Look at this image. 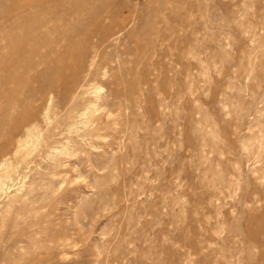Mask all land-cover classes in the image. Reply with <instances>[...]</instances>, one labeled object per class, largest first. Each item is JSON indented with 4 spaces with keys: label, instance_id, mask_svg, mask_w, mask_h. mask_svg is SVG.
I'll list each match as a JSON object with an SVG mask.
<instances>
[{
    "label": "rangeland",
    "instance_id": "374dc122",
    "mask_svg": "<svg viewBox=\"0 0 264 264\" xmlns=\"http://www.w3.org/2000/svg\"><path fill=\"white\" fill-rule=\"evenodd\" d=\"M1 1L17 135L0 138V264H264V0H98L49 35L37 13L63 0ZM39 37L74 47L65 75L15 65Z\"/></svg>",
    "mask_w": 264,
    "mask_h": 264
},
{
    "label": "bare ground",
    "instance_id": "6f19581e",
    "mask_svg": "<svg viewBox=\"0 0 264 264\" xmlns=\"http://www.w3.org/2000/svg\"><path fill=\"white\" fill-rule=\"evenodd\" d=\"M46 1V0H45ZM54 1V0H53ZM58 1H60V0H58ZM65 0H63L62 2H56V4H55V7L53 8V6L51 7L52 8V10H49L50 8H43L42 9V12L41 13H39V11H38V13L37 14H41L40 15V17H38V16H36V21H37V25H40V27L42 26L43 28H44V32L43 33H45V34H48L49 32H51V30L52 29H50V28H48L47 26L51 23H49L48 21H46V18H48L49 16H51L52 15V19H53V16H54V18L56 19V20H60V21H65L66 23H62V24H65L64 25V27H66V28H63V30L65 31V29H69V28H71L72 27V23H73V21L72 20H74V19H76V18H81V16L82 15H84V14H93L94 12V9H93V7H92V4H94L96 1H98V0H66V3L64 2ZM186 1V0H185ZM2 1L0 0V3H1ZM5 2V1H4ZM4 2L2 3V4H4ZM9 2H10V0H9ZM102 2V1H101ZM98 3V2H97ZM7 4V3H6ZM45 4V3H44ZM49 5H51V3H48ZM1 5V4H0ZM38 5V4H37ZM40 5V4H39ZM95 5V4H94ZM3 6V5H2ZM6 6V5H5ZM28 6H30V5H28ZM101 6V5H100ZM19 7H21V6H19ZM18 7V8H19ZM23 7V6H22ZM22 7H21V9H22ZM35 7V6H34ZM17 8V9H18ZM6 9V8H5ZM16 9V10H17ZM40 9V8H39ZM31 9H29V11H30ZM95 10H96V8H95ZM24 11V10H23ZM102 11V10H101ZM4 12V11H3ZM16 12V11H15ZM31 12H33V10L31 11ZM30 12V13H31ZM100 12V11H99ZM1 13V12H0ZM17 13V12H16ZM23 14L22 15H24V12H22ZM29 13V14H30ZM34 13V12H33ZM4 14V13H3ZM3 14H1L2 16H3ZM97 14V13H96ZM101 14V13H100ZM31 15V14H30ZM34 15H36V13H34ZM18 16H20V14L18 15ZM18 16H17V18H18ZM29 15H27V17H28ZM91 16V15H90ZM94 16V15H93ZM92 16V17H93ZM97 16V15H96ZM95 16V17H96ZM22 17V16H21ZM26 17V16H25ZM38 17V18H37ZM9 18V17H8ZM8 18H6V19H8ZM22 18H24V17H22ZM85 18V17H84ZM5 19V20H6ZM90 19V18H89ZM9 20V19H8ZM16 20V19H15ZM20 21H21V19H19ZM24 20V19H23ZM26 20V19H25ZM50 20V19H49ZM56 20H55V22H56ZM77 20V19H76ZM84 21H85V19H83ZM88 20V19H87ZM11 21V20H10ZM13 21V20H12ZM20 21H16V23L14 22L12 25L14 26V24H15V26H17L18 28H19V26H24V21H23V25H21V23H20ZM29 21H31L30 19L27 21V22H29ZM81 20H78L77 22H80ZM84 21H82V22H84ZM94 21H96V20H94ZM93 21V22H94ZM8 22V21H7ZM27 22H26V26H28L27 25ZM32 22V21H31ZM46 22H48V23H46ZM59 22V21H58ZM57 22V23H58ZM89 22V21H88ZM92 22V21H91ZM3 23H4V21H3ZM75 24H76V22H74ZM94 23H96V22H94ZM33 24H34V22H33ZM46 24H48L47 26H46ZM52 24V23H51ZM56 24V23H55ZM60 24H61V22H60ZM59 24V25H60ZM74 24V25H75ZM11 25V26H12ZM79 25V24H78ZM77 25V26H78ZM85 25V24H84ZM83 25V26H84ZM10 26V27H11ZM76 26V25H75ZM74 26V28H76ZM80 26H81V22H80ZM80 26H78V27H80ZM4 27V26H3ZM6 27V26H5ZM9 27V29H11ZM29 27V26H28ZM31 27V26H30ZM40 27H39V29H40ZM82 27V26H81ZM85 27V26H84ZM83 27V28H84ZM27 28V27H26ZM33 28V27H32ZM43 28H41V29H43ZM55 28V27H54ZM58 28V27H57ZM87 28H88V26H87ZM86 27L84 28L85 30L87 29ZM9 29H8V31H6V32H4V33H7V32H9ZM15 28H13V30H14ZM24 29V28H23ZM28 29V28H27ZM35 29H37V27L35 28ZM72 29H73V27H72ZM81 29V28H80ZM79 28L77 29V30H80ZM6 30H7V28H6ZM12 30V31H13ZM30 30H32V29H30ZM38 30V29H37ZM62 29H60V32H62L61 31ZM76 30V29H75ZM83 30V29H82ZM11 31V32H12ZM16 31V30H15ZM21 31V30H20ZM23 31H25V30H23ZM39 31V30H38ZM56 31V30H55ZM54 31V32H55ZM74 31V30H73ZM81 31V30H80ZM84 31V30H83ZM28 33H29V29H28V31H27ZM30 32H32V31H30ZM42 32H41V34H42ZM65 32H67V30L65 31ZM68 32H69V30H68ZM67 32V33H68ZM70 32H71V30H70ZM88 33H89V31H87ZM87 32H85V33H87ZM35 33V32H34ZM75 33V32H74ZM0 34H3L2 32L0 33ZM8 34V33H7ZM6 34V35H7ZM12 34V33H11ZM17 34V33H16ZM21 34H22V32H21ZM31 34V33H30ZM37 34V33H36ZM50 34V33H49ZM48 34V35H49ZM15 35V34H14ZM23 35V34H22ZM32 35H33V33H32ZM55 35H57L56 33H55ZM62 35V34H61ZM66 34L64 33V36H65ZM70 35V34H69ZM74 35V34H73ZM72 35V36H73ZM76 35V34H75ZM2 36V35H1ZM12 36V35H11ZM35 36H38V35H35ZM34 36V37H35ZM46 35H44V37H45ZM58 36H60V33H58ZM57 36V37H58ZM72 36H70V37H72ZM79 36H81V35H79ZM78 36V37H79ZM84 36V35H83ZM100 36V35H99ZM8 37V36H7ZM14 37V36H13ZM26 37H28V36H26ZM40 37H42V36H40ZM39 37V38H40ZM61 37V36H60ZM3 38H5V37H3ZM15 38V37H14ZM29 38V37H28ZM31 38V37H30ZM36 38V37H35ZM63 38V37H62ZM65 38H66V36H65ZM73 38V37H72ZM71 38V39H72ZM74 38H75V36H74ZM80 38V37H79ZM18 39V38H17ZM22 39V38H21ZM24 39V38H23ZM34 39V38H33ZM44 39H46V38H40V40L41 41H39V39H36L35 41H37L38 40V42H41V47H43L42 48V51L41 52H39V50H38V52L39 53H33L34 54V56H33V58H32V55L29 57V53H30V51H29V49H28V51H29V53H26V55L27 54H29L28 55V57H24V58H22L24 55V53L22 54V57L21 56H18V57H21L22 59H18L17 60V58H16V61H14V60H12L11 59V61H14V63H15V65H17L18 67L19 66H21L22 68H24L25 70H32L34 67H36V66H39V65H41V66H46L47 65V67H49V68H51V66H52V70H54V72L55 73H57L56 75L58 76L59 74H60V76L62 75V74H64L65 75V73H63L64 71H60V68H59V66H58V64L60 63V62H63V61H60L59 63H58V61L60 60V59H64L63 57L67 54V53H71V54H73L72 53V51H74V49H72V48H74L73 46H70L69 45V43H68V45H67V43H65L61 48H62V50H61V48H60V50L59 49H54V45H57L56 44V40L54 41V43L55 44H53V43H50V42H47V40L49 39L48 37H47V39H46V41H44ZM68 39V41L70 40V38H67ZM67 39H66V41H67ZM81 39V38H80ZM3 41H5V39H2ZM2 40H0V41H2ZM10 40V39H9ZM9 40H6V41H9ZM11 40H12V37H11ZM14 40V39H13ZM50 40V39H49ZM60 40V39H59ZM59 40L57 41V42H59ZM61 40H63V39H61ZM76 41L78 40V39H75ZM6 41H5V43H4V45L3 46H7V43H6ZM65 41V42H66ZM67 41V42H68ZM11 42V41H10ZM21 42V41H20ZM30 42V41H29ZM53 42V41H52ZM71 42H74V41H71ZM9 43V42H8ZM15 43V42H14ZM13 42L12 43H10V44H14ZM19 43V42H18ZM17 43V44H18ZM23 43V42H22ZM25 43H27V42H25L24 41V44ZM78 43V42H77ZM6 44V45H5ZM16 44V43H15ZM16 44V45H17ZM24 44H22V45H24ZM28 44V43H27ZM34 44H35V42H34ZM60 44V43H59ZM58 44V45H59ZM71 44V43H70ZM18 45H20V44H18ZM21 45V46H22ZM37 45V44H36ZM21 46H18V48L20 47L21 48ZM27 46H29V45H27ZM59 46H61V44L59 45ZM74 46H75V42H74ZM8 47V46H7ZM25 47H26V45H25ZM31 47V46H30ZM1 48H2V46H1ZM6 48V47H5ZM9 48H10V46H9ZM12 48V47H11ZM17 48V47H16ZM28 48V47H27ZM26 48V49H27ZM33 48V47H32ZM31 48V49H32ZM57 48H59V47H57ZM13 49H14V47H13ZM30 49V50H31ZM16 50V49H15ZM24 50V49H23ZM34 50V49H33ZM10 51V50H9ZM9 51H7V52H9ZM18 50H16V52H17ZM26 51V50H25ZM14 52V51H13ZM18 52H20V51H18ZM34 52V51H33ZM1 54V53H0ZM9 54V53H8ZM20 54V53H19ZM71 54H69V55H71ZM12 55L13 56H16L15 55V53L13 54L12 53ZM12 55H10L11 57H12ZM18 55V54H17ZM10 56L9 57H7V58H10ZM3 58V57H2ZM3 62H5V59L3 58ZM7 60V59H6ZM65 60V59H64ZM7 61H9V60H7ZM2 62V60H1V63H3ZM8 63H10L11 64V62H8ZM79 64V63H78ZM6 65H9V64H6ZM49 65H51V66H49ZM60 65V64H59ZM63 65V64H62ZM2 66H5V64L3 65L2 64ZM17 66H16V68H17ZM7 67V66H6ZM6 67H5V70H6V73H7V70H8V68L6 69ZM72 67V66H71ZM75 67V66H74ZM2 68L3 67H1L0 68V71H2ZM13 69L15 68V66L13 65V67H12ZM12 68H10V70H13ZM67 68H68V66H67ZM19 69V68H18ZM21 69V68H20ZM69 69V68H68ZM67 69V70H68ZM71 69V68H70ZM4 70V69H3ZM4 70V71H5ZM10 70H9V73H11L10 72ZM47 69L45 68V71H46ZM50 70V69H49ZM48 70V71H49ZM47 71V73H49V72H51V70L48 72ZM70 71H72V69L70 70ZM69 71V72H70ZM14 72V71H13ZM12 72V73H13ZM1 73H3V71L1 72ZM9 73L7 74V76H9ZM18 73V72H17ZM19 73H21V72H19ZM40 73H42V72H40ZM22 74V73H21ZM21 74H20V76H21ZM24 74V73H23ZM43 74V73H42ZM11 75V74H10ZM29 75V74H28ZM51 75V74H50ZM63 75V76H64ZM1 76H3V75H1ZM13 76H15V75H13ZM39 76H42V75H40L39 74ZM44 76H46V75H44ZM53 76H54V74H53ZM59 76V77H60ZM6 77V76H5ZM28 77V76H27ZM47 77V76H46ZM51 78H52V76H50ZM66 77V76H65ZM64 77V78H65ZM2 78V77H1ZM3 79V78H2ZM6 79H7V77H6ZM6 79H4V80H6ZM13 79V78H12ZM40 79V78H39ZM60 79V78H59ZM3 80V81H4ZM15 80H18V79H13V81H15ZM26 80V79H25ZM66 80V79H65ZM9 81V80H8ZM13 81H10V82H13ZM21 81H22V79H21ZM6 82V81H5ZM5 82H3V85H4V83ZM19 82V81H18ZM66 82V81H65ZM64 82V83H65ZM23 83V82H22ZM61 83V82H60ZM64 83H62V84H64ZM7 84V83H6ZM12 84V83H11ZM19 85V84H18ZM11 86V85H10ZM9 86V87H10ZM15 87L17 88V86L15 85ZM21 87H22V85H21ZM50 87V86H49ZM7 88H8V86H7ZM13 88V87H12ZM12 88H10L11 89V91H12ZM46 88V87H45ZM63 88V87H62ZM66 88V87H65ZM4 89V88H3ZM14 89V91H15V93H16V90H19L20 91V89H15V88H13ZM29 89V88H28ZM36 89V88H35ZM2 90V89H1ZM0 90V91H1ZM37 90V89H36ZM44 90V89H43ZM67 90V89H66ZM13 91V92H14ZM19 91H17V92H19ZM28 91V90H27ZM38 91V90H37ZM4 92H6V89H4ZM32 92H33V90H32ZM7 93V92H6ZM8 93H10V92H8ZM3 94V93H2ZM33 93H31V95H32ZM5 95V94H4ZM4 95H3V97H4ZM18 95H20V94H18ZM27 95V97H29L28 96V94H26ZM26 95H23L24 96V98L26 97ZM0 96H2V95H0ZM15 97L17 96V95H14ZM11 98V97H10ZM13 98V97H12ZM21 99V98H20ZM19 99V100H20ZM18 100V99H17ZM24 100V99H23ZM15 101V100H14ZM27 103V102H26ZM17 104V103H16ZM14 102H12L11 100H9V99H7V98H3L2 100H0V138H3V139H5V137L7 136V132L10 130L11 131V133L13 132L12 130L14 129L13 127H15L16 125H13L12 123H14L13 122V116L15 115H13V111H14ZM23 105H25L24 103H23ZM27 105V104H26ZM21 108V107H20ZM22 108H23V106H22ZM16 109V108H15ZM16 113V116L15 117H18V119L16 118V120H20L19 119V117H21V120H22V122L25 120H23V117L24 116H22L24 113H22L21 114V116H17L18 114H17V112H15ZM20 115V114H19ZM36 116V115H35ZM14 117V118H15ZM25 118H26V114H25ZM16 120H15V122H16ZM27 120V119H26ZM18 122V121H17ZM15 124V123H14ZM18 126V125H17ZM35 127V126H34ZM13 128V129H12ZM18 128V127H17ZM12 129V130H11ZM16 129V128H15ZM32 130H33V126H31V125H26V127H25V130H24V132H23V134L22 135H24V136H27V135H31L33 132H32ZM35 131H36V129H35ZM15 132V133H14ZM14 134H16V131L14 130ZM9 133V132H8ZM17 135V134H16ZM21 135V136H22ZM8 137V136H7ZM15 137V136H14ZM30 137V136H29ZM10 142V141H9ZM5 149V148H4ZM253 245V244H252Z\"/></svg>",
    "mask_w": 264,
    "mask_h": 264
}]
</instances>
